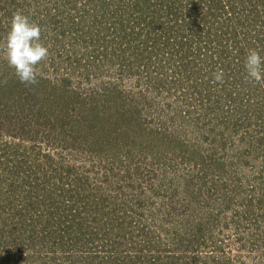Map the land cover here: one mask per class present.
Here are the masks:
<instances>
[{
    "label": "rangeland",
    "instance_id": "rangeland-1",
    "mask_svg": "<svg viewBox=\"0 0 264 264\" xmlns=\"http://www.w3.org/2000/svg\"><path fill=\"white\" fill-rule=\"evenodd\" d=\"M182 2L0 0V264H264V0Z\"/></svg>",
    "mask_w": 264,
    "mask_h": 264
},
{
    "label": "clouds",
    "instance_id": "clouds-1",
    "mask_svg": "<svg viewBox=\"0 0 264 264\" xmlns=\"http://www.w3.org/2000/svg\"><path fill=\"white\" fill-rule=\"evenodd\" d=\"M49 49L41 43V29L22 12L13 13L8 31L0 40V59L12 70L18 81L26 86L38 83L37 66L46 61ZM264 58L255 49H250L245 58L246 82L259 83L264 79ZM224 73H213V83H223ZM7 83V79L3 81Z\"/></svg>",
    "mask_w": 264,
    "mask_h": 264
},
{
    "label": "trees",
    "instance_id": "trees-1",
    "mask_svg": "<svg viewBox=\"0 0 264 264\" xmlns=\"http://www.w3.org/2000/svg\"><path fill=\"white\" fill-rule=\"evenodd\" d=\"M177 1H179V0H177ZM182 1H183V0H181V3H183ZM183 4H185V2H184ZM225 48H227V46H226ZM203 49H205V47H203Z\"/></svg>",
    "mask_w": 264,
    "mask_h": 264
}]
</instances>
